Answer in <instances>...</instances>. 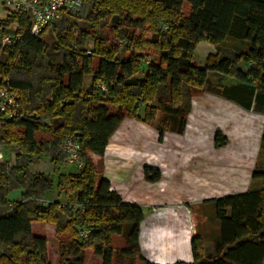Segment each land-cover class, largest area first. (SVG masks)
Masks as SVG:
<instances>
[{"label": "trees", "instance_id": "1", "mask_svg": "<svg viewBox=\"0 0 264 264\" xmlns=\"http://www.w3.org/2000/svg\"><path fill=\"white\" fill-rule=\"evenodd\" d=\"M81 1L77 12L62 11L37 36L30 13L8 15L3 3L0 82L18 93L19 109L0 120V143L16 150L13 164L0 160V264H50L46 239L32 235L35 222L65 238L60 264H84L86 249L101 264L119 258L153 264L139 247L142 208L98 176L93 156L104 157L127 118L150 124L161 114L159 141L166 132L183 134L193 93L206 88L212 73L231 80L223 98L264 115V0ZM8 34L14 43L2 46ZM226 37L248 49L233 57L209 54L196 64L199 43ZM69 139L80 144L83 168L67 173L60 147ZM215 140L222 146L226 139L216 132ZM251 177L264 178V171ZM55 189L66 202L43 203ZM214 203L219 237L206 247L194 235L192 260L174 264H264V187ZM114 236L124 238L121 249L113 247Z\"/></svg>", "mask_w": 264, "mask_h": 264}, {"label": "rangeland", "instance_id": "2", "mask_svg": "<svg viewBox=\"0 0 264 264\" xmlns=\"http://www.w3.org/2000/svg\"><path fill=\"white\" fill-rule=\"evenodd\" d=\"M50 29L51 26L46 32L48 33ZM247 49L248 46L244 41L231 37H226L224 41L217 45L201 42L195 49V61L198 66H202L203 60L209 54L233 57ZM229 80L230 78L225 76L215 73L209 74L206 88L196 90L193 93L191 112L186 117L184 132L186 134L184 136L176 132H166L162 140L159 141L156 127L163 120L161 119V114H158L156 119L150 124H145L141 120L127 118L123 120L111 138L104 157L93 156V160L98 166V176L107 180L113 190L119 194V191L116 190L117 187L128 188L123 196L119 194L123 201H125L124 199L127 196H130L135 202L129 203H135L140 207L142 205L146 206L143 209L149 215L156 214L162 209L171 212L175 209L184 211L185 214L183 216L188 219L189 223L195 221L196 234L202 238L206 247H211L212 241L218 238L220 233L219 223L215 214L214 199L223 197L221 195L224 193L226 195L236 194L237 188L233 186L235 189L231 190V185L226 182L232 180L237 186H242L249 177L251 178L254 170L264 171V149L260 148L264 115L245 111L235 103L223 98L220 92L224 86L230 85L231 80ZM191 119L195 120L191 121ZM188 126H190L189 131L187 130ZM216 129L226 139L225 144L222 146L216 145ZM186 131L191 134L188 136ZM169 133L171 136L165 141L164 138L168 137ZM183 137L186 140H182ZM116 148L119 151L123 150L126 155L115 154ZM0 149L3 153V160L13 164L16 154L15 148L0 143ZM130 153H132L131 157L133 160L129 157ZM178 153L180 155L185 153V155H182V159H179L180 157L176 156ZM42 160L45 163L48 161L44 157H42ZM173 164L175 166L185 165L183 170L186 173H188L189 168H192L190 173L194 174L193 176L197 180L201 179L204 182L209 178L210 182L198 185L199 188L206 185H219V189H222L218 190V194H214L211 191V197L206 200L191 201L190 199H184L176 203L169 201L170 203L168 204H158L156 202L158 200L156 198L157 194L165 193L162 196V201L166 203L169 200L167 199V194H173L171 189L174 187L173 182L180 175L183 177L181 173L180 175H171L173 172L166 171V179L171 177L170 181L172 184L164 183L160 180L162 178V167H165V169L169 167L170 169ZM145 168L148 169V178L143 173ZM174 168L175 172L179 173V169L177 167ZM73 170H76V168L65 164V172L68 173ZM137 171L141 173L138 177L136 176ZM153 172L157 173V179L150 178V173L152 174ZM215 172L218 175H215ZM189 178L185 177L180 186H175L178 196L184 192L180 187L186 190L185 186H193L189 182ZM178 183L180 182L175 185ZM249 185L250 189L262 188L264 187V178L256 179L253 182L249 181ZM248 186H244L243 190L248 188ZM169 191L172 192L169 193ZM212 196L216 198L213 199ZM47 199L60 201L61 203L66 202L63 191L58 189L51 191V195L44 197L43 201ZM31 228L32 235L46 239L47 257L50 264H60L64 249L63 244L66 241L64 240L65 238L58 237L55 233V227L48 223L35 222ZM123 245L124 238L122 236L113 237V247L115 249H121ZM83 256L84 264H101V257L95 255L92 249H86L83 252ZM138 263L140 262L136 261L135 264ZM114 264H128V261L119 258Z\"/></svg>", "mask_w": 264, "mask_h": 264}, {"label": "crops", "instance_id": "3", "mask_svg": "<svg viewBox=\"0 0 264 264\" xmlns=\"http://www.w3.org/2000/svg\"><path fill=\"white\" fill-rule=\"evenodd\" d=\"M4 0H0V19L4 18L6 16V12H5V8H4ZM4 13V14H1ZM2 15V16H1ZM233 118V117H232ZM195 120V119H193ZM191 119V121H193ZM233 120V119H232ZM226 121V120H225ZM189 127L187 128V130L189 131ZM262 129H264V125H262ZM193 130V129H191ZM227 130V129H226ZM221 131V130H220ZM185 132V131H184ZM187 132V131H186ZM217 132V129L216 131ZM194 133V132H193ZM183 133L182 136H184ZM188 136L189 132H187ZM195 135V133H194ZM168 136V135H167ZM170 133L169 136L164 138L165 141H167V138H170ZM192 137V135H190ZM190 137V139L192 140V138ZM182 140H186L184 137ZM172 145V144H169ZM172 149V147H170ZM168 149V148H167ZM107 151V150H106ZM121 150L119 151L118 148H116L115 150V154L117 155H126L125 152ZM182 155H185V153L183 154H176L177 157H180L179 159H182ZM132 153L129 154V157L133 160V158L131 157ZM170 162V161H169ZM183 162V161H182ZM184 162H186V160H184ZM174 165V164H173ZM171 166V168L169 169L165 167H162V178L160 180H162L164 183H171V177L170 179H166V171H171L173 173H171V175H177L180 173L182 174L183 177H181V175L179 176V178H177L176 181L173 182V194L169 195L167 194V199H169L166 203H164L162 200V196L165 193H161V194H157L158 200L156 201L158 204H168L172 201V203H176V202H180L183 201L184 199H190L191 201H199V200H206L209 199V197H211V191L214 192V194H218V190L219 189V185L215 186V185H206L204 186H199L198 185H202L203 183L208 184L209 178H207V181H202L197 180L194 178V174H191L190 172H192V168H189L188 173L184 172L183 168L185 165L181 164V165H177V166ZM187 166V164H186ZM177 167L179 169V173L175 172V168ZM190 167V166H188ZM169 169V170H168ZM194 169V168H193ZM195 172V171H194ZM144 173V172H143ZM142 173V175H143ZM190 173V174H189ZM141 173L139 171H137L136 176L138 177ZM185 177L188 179L189 177V182L191 184H193V186H185L186 190H184L185 188L180 187V189H182L184 192L178 196L176 193V188L175 186H180L183 182V180H185ZM251 179V180H250ZM249 181L253 182L254 179H252V177L248 178V180L246 181L245 184H243L242 186L239 185L237 186L235 184L234 181L230 180L229 182H226L228 185H231V190L235 189V187L237 188L235 193H239V192H244L245 190L248 191L250 190V185H249ZM177 182V185H175ZM249 185V186H248ZM211 186V187H210ZM235 186V187H233ZM244 186H248V188H246L245 190H243ZM197 187V188H196ZM179 188V187H178ZM128 188L123 187V186H119L116 188V190L119 191V194L121 196H123L125 194V192L127 191ZM254 189H258L254 188ZM172 191H169V193H171ZM226 193H224L221 196H225ZM218 196V195H217ZM193 198V199H192ZM212 198H216L214 196H212ZM126 202H132L133 199L130 198V196H127L126 199H124ZM170 201V202H169ZM135 202V201H133ZM143 213H144V220L141 222L140 224V231H139V247H140V252L142 254V256L149 261L150 263L153 264H174L176 262H190L192 260V255H191V239L194 235H196V223L195 221L193 223H189L188 219L183 216L185 214V212L180 211V209H175L173 212L169 211V210H165L162 209L161 211L157 212L156 214H146L145 213V209L146 206H141ZM183 216V217H182ZM141 264V263H138Z\"/></svg>", "mask_w": 264, "mask_h": 264}, {"label": "built area", "instance_id": "4", "mask_svg": "<svg viewBox=\"0 0 264 264\" xmlns=\"http://www.w3.org/2000/svg\"><path fill=\"white\" fill-rule=\"evenodd\" d=\"M10 7L11 13H30L33 17V24L30 32L32 35H39L53 21L59 18L62 11L75 12L82 6L81 0H4ZM15 36L8 34L1 39L2 46H11ZM103 88V86H101ZM19 95L11 87L6 79L0 82V120L10 119L17 115L19 109ZM60 151L65 154L67 164L76 169L83 168L82 160L79 157L80 144L76 140H66L60 147ZM3 153L0 149V160H3ZM47 203V201H42ZM88 229L81 231V236L89 234Z\"/></svg>", "mask_w": 264, "mask_h": 264}, {"label": "flooded vegetation", "instance_id": "5", "mask_svg": "<svg viewBox=\"0 0 264 264\" xmlns=\"http://www.w3.org/2000/svg\"><path fill=\"white\" fill-rule=\"evenodd\" d=\"M155 175H156V172H153L152 174L150 173V178H154ZM147 177H149L148 174H147Z\"/></svg>", "mask_w": 264, "mask_h": 264}, {"label": "bare ground", "instance_id": "6", "mask_svg": "<svg viewBox=\"0 0 264 264\" xmlns=\"http://www.w3.org/2000/svg\"><path fill=\"white\" fill-rule=\"evenodd\" d=\"M253 135V134H252ZM192 143V142H191ZM241 150H244V149H241ZM240 150V151H241ZM249 150V149H248ZM255 150V149H254ZM256 151V150H255ZM139 162V161H138ZM215 175L217 174L216 172L214 173ZM218 175V174H217ZM219 175H220V173H219ZM220 177H221V175H220Z\"/></svg>", "mask_w": 264, "mask_h": 264}]
</instances>
